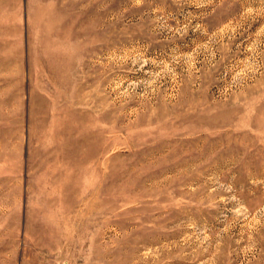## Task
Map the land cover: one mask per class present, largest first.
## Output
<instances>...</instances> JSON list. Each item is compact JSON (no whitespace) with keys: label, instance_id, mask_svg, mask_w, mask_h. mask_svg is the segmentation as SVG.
I'll return each mask as SVG.
<instances>
[{"label":"rangeland","instance_id":"374dc122","mask_svg":"<svg viewBox=\"0 0 264 264\" xmlns=\"http://www.w3.org/2000/svg\"><path fill=\"white\" fill-rule=\"evenodd\" d=\"M0 264H264V0H0Z\"/></svg>","mask_w":264,"mask_h":264}]
</instances>
